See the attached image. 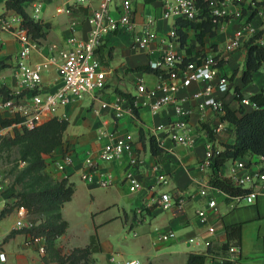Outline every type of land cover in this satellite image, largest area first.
<instances>
[{
	"label": "crops",
	"instance_id": "0c3cea01",
	"mask_svg": "<svg viewBox=\"0 0 264 264\" xmlns=\"http://www.w3.org/2000/svg\"><path fill=\"white\" fill-rule=\"evenodd\" d=\"M40 1L42 2L40 16L36 20L49 22V27L45 36L37 39L41 52L33 50L29 57L31 61L42 58L49 42H56L60 46L67 45V39L72 32L71 20H75L73 31L77 35L86 36L89 25L85 16L99 4V0H89L87 3L70 6L57 12L55 7L62 4V0ZM165 1L133 0L137 25H141L146 17L154 16L158 37L165 35L171 28L176 29V18L161 16ZM256 1L260 0H229L228 16L218 24L214 34L205 33L201 40L196 38L192 27H184L187 37L183 46L174 37H167L162 45L156 38L150 42L147 49L133 51L129 48V32L121 30L106 34L104 45L99 48L100 56L102 58L105 56L104 66L110 70L105 86L54 109V115L66 114L68 125L63 132L61 144L44 155L46 163L43 171L52 180L66 174L68 180L73 183L72 194L75 191L76 179H80L89 189L97 186L81 179L79 172L82 169L84 155L95 154L107 139L99 134V129H106L114 134L132 133L133 149L124 152L116 160L102 162L101 166L115 175L114 182L109 186H114L120 192L119 195L129 198L130 202L134 203L131 213L122 206V211L119 208L113 219L120 220L122 228L133 229L134 249L131 252L132 256L128 258H136L140 264H185L189 252L205 253V262L208 263L225 253L227 246L224 247V244L228 239L225 225L231 223H241L238 245L241 248L243 264H264V194L258 196L254 203L237 204L225 191L209 185L208 192L215 203L214 207H209L206 204L207 196L199 193V188L209 181L211 174V168H202L199 162L204 157L209 128L220 116L219 113L208 109L202 119L197 112L195 101L185 102L186 106L193 108L189 118L190 132L196 134V139L191 146L177 142L161 131L155 132L152 130L154 125L165 121L168 115H175L174 104L169 102L159 113L151 112L148 99L137 91L136 85L139 81L147 87L154 85L158 81L157 74L151 71L128 70L146 63L149 58L157 56L161 51H173L183 58L203 53L217 54L222 58L220 71L228 74L231 79L229 90L221 93L220 96L226 105L239 112L241 105L234 96V90L238 87L242 94L249 96L260 90L264 92V66L254 70L252 79L244 83L241 79L246 56L244 42L249 37L245 36L242 43L232 50L226 49L225 45L233 32L246 21L254 24L257 30L264 32V3L256 4ZM33 2L34 0L22 2L29 15L33 12ZM52 2L55 5L53 12L48 9L49 3ZM253 7L256 11L247 20ZM60 13L65 14L62 20L56 18ZM0 14L16 15L17 13L13 9L6 8L5 0H0ZM0 36L4 41L0 49V61L5 63V66L0 68V85L12 89L16 87L15 53L19 43L8 30L0 29ZM59 83L60 74L56 68L50 67L43 73L42 88L54 89ZM107 84L109 86H106ZM203 85V81H194L187 87L179 88L176 97L189 96ZM131 86L135 87V90L130 89ZM115 87L134 95L137 115L132 116L124 112L121 116L115 117L108 108L100 106L103 99L111 100L115 94H119L115 91ZM140 128L144 133L142 139L139 136ZM149 135L158 137V143L163 147L161 153L154 154L150 151ZM213 137L214 144L223 149L224 143L234 141L232 126L228 125ZM66 148L72 151L73 164L62 171L57 168L55 160ZM131 154L143 160L142 164L135 166V172L142 183L141 188L137 190L131 189L121 180L123 169ZM228 163L229 160H226L220 170L227 173ZM161 175L166 176L168 182L155 184L156 178ZM163 190L182 191L187 197L184 207L163 208L158 201L159 192ZM13 200L8 196L5 205L0 208V252L4 253V260L0 259V264H42L43 255L39 254L33 245L26 243L29 232L14 228L17 213L15 205H10ZM70 200L71 197L64 201L60 208L62 217L67 221L66 230L55 239V245L63 246L65 249L84 246L89 242L83 245L70 242L67 233L69 218L65 212ZM200 207L205 208V222H201L197 214V209ZM168 230H173L175 235L167 239L161 238L160 234ZM9 233L11 234L5 238ZM205 241H209V244ZM99 243L100 249L92 254L94 264H109L111 255L127 258L124 254L119 255L118 252L102 248L101 240ZM228 244L237 243L233 240Z\"/></svg>",
	"mask_w": 264,
	"mask_h": 264
},
{
	"label": "built area",
	"instance_id": "2783aa9c",
	"mask_svg": "<svg viewBox=\"0 0 264 264\" xmlns=\"http://www.w3.org/2000/svg\"><path fill=\"white\" fill-rule=\"evenodd\" d=\"M89 0H62V4L55 7L57 12L70 6H78L87 3ZM229 0H210V16L216 27L225 19L228 14ZM42 2L34 0L33 12L30 15L38 19ZM133 0H99V4L92 8L85 16L89 28L86 36L77 35L74 29L75 20H71V34L67 39V45L60 46L56 42L47 44L46 52L40 60H30L33 50L41 52L37 39L33 38L27 28L20 23L19 15L0 14V29L8 30L17 39L19 47L15 53V77L16 87L9 89L8 95L0 94V115L2 117H19V119L7 124H0V137L6 134H14L16 130L32 128L54 115V109L60 105L68 104L85 94H91L95 90L102 89L110 74V70L104 66L103 59L99 54V48L104 45V37L109 33H116L125 30L130 33L129 48L133 51L145 50L150 42L158 38L162 45L167 37L178 39L175 28H171L158 37L156 18L148 16L141 25H137L134 16ZM201 7L196 5L195 0H166L161 16L163 18L185 17L198 19ZM258 34L255 41L264 45V32L257 30V27L249 21L244 22L237 28L226 42V49L232 50L238 47L245 36L250 37ZM3 39L0 36V49L3 46ZM221 56L214 53H203L195 58L185 60L181 55L173 51H161L146 62L150 67L158 69V81L147 87L139 81L136 85L138 92H141L148 99V106L151 112L159 113L165 105L173 102L175 115H166L165 121H160L152 127L153 131H161L169 135L175 141L191 146L194 144L196 134L190 132V113L193 108L186 106V101H195V106L200 117L206 116L208 109L218 112L220 116L211 124L209 130L212 137L208 138L205 147L204 157L199 162L200 167L211 168L213 159L220 153L221 148L213 142V135L226 129L232 123L222 117L225 113V103L220 96L230 88V77L220 71ZM54 67L59 71L60 83L54 89L42 88L43 73ZM194 81H203L204 85L192 92L189 96L176 97L179 88L187 87ZM234 96L239 104L246 110L258 106L257 102L249 95L234 90ZM134 105V102H133ZM101 107H106L115 117L127 112L135 116L130 100L121 94L103 99ZM135 106V105H134ZM67 118L65 113L57 116ZM101 136L107 139L101 144L95 154L87 153L82 160L80 178L97 186L107 187L114 182L115 175L103 169L101 163L118 159L124 152L133 149L134 137L131 132L116 133L108 132L106 129H99ZM158 140V137H156ZM227 173L218 170L220 175L226 176L249 190L245 194H227L237 204L254 203L258 196L264 194V155L249 154L245 157L229 158ZM143 160L131 154L125 165L121 180L131 189H140L142 183L135 172V166L142 164ZM226 162V161H225ZM58 169L65 171L73 164L72 151L64 149L61 155L55 160ZM66 176V174L64 175ZM63 176V177H64ZM168 178L164 175L158 176L155 184H164ZM210 182H206L199 188L201 195L207 196L206 204L214 207L215 203L210 197L208 188ZM5 187L0 177V208L7 200ZM209 196V197H208ZM158 201L163 208L174 207L182 209L187 201L182 191L163 190L159 192ZM17 218L14 228L28 231L40 221L30 216L26 206L20 204L15 206ZM201 222H205V208L197 209ZM26 243L35 247L39 254L46 252L45 236L33 234L28 231ZM175 232L168 230L160 234V237L167 239L173 237ZM209 244V241H205ZM0 259L4 260V253L0 252ZM109 264H140L136 258H117L115 255L109 257ZM205 264H243L241 248L238 244H228L225 253L220 254Z\"/></svg>",
	"mask_w": 264,
	"mask_h": 264
},
{
	"label": "trees",
	"instance_id": "16d2710c",
	"mask_svg": "<svg viewBox=\"0 0 264 264\" xmlns=\"http://www.w3.org/2000/svg\"><path fill=\"white\" fill-rule=\"evenodd\" d=\"M24 0H5L6 8L13 9L20 17L21 25L25 26L33 38L39 39L45 36L46 30L49 27V22L33 19L25 10L22 2ZM151 2L153 0H144ZM196 5L201 7V13L198 19H189L185 17L176 18V32L178 40L183 46L186 42L187 32L184 27H192L195 30V36L201 40L205 33L210 35L215 33L216 24L212 21L210 16V0H195ZM264 0L256 1V4H262ZM256 8L253 7L251 15L255 13ZM258 34L250 36L245 42L246 56L245 66L241 74V79L244 83L252 79L253 71L264 66V45L255 41ZM195 56L184 58L185 60L193 59ZM5 66L3 61H0V68ZM128 70H143L151 71L156 74L158 69L152 68L149 64L144 63L137 65ZM239 91V88L236 87ZM9 89L4 85H0V94L8 95ZM115 91L130 100L133 106L134 114L137 115V109L133 105L134 95L115 87ZM258 106L255 108L244 109L242 106L236 112L235 109L224 105L225 113L222 117L227 118L232 123L234 132V141L231 143H224L223 149L213 159L211 163V174L209 182L227 194H245L249 190L247 187H242L237 182L229 177L220 175L218 170L229 158L245 157L249 154H263L264 155V92L257 91L250 95ZM19 119V117H2L0 115V124H7ZM68 125L67 118H59L52 116L44 122L32 127L24 128L21 131L16 130L12 137H7L12 142L24 143L26 154H32V159L26 166L27 171H32L35 179H41L42 185L37 187H25L18 190L16 193L5 191L6 197H11L13 205H24L27 207L29 214L34 219H40L37 225L28 229L33 234H42L45 236L46 251L52 250L55 253L54 264H94L93 252L100 249V243L96 233L90 235L89 242L84 246H74L67 253H62L55 246V239L62 234L67 227V221L62 217L60 208L64 201L70 199L73 192V183L68 180L66 176L52 180L48 174L43 171L45 166L44 155L50 153L56 146L61 144L62 135ZM143 130L139 129V136L143 138ZM209 137L212 134L209 130ZM149 149L154 154H159L163 151V147L158 143L154 135H149ZM9 208V207H8ZM44 217L42 219V217ZM227 232V241L224 247L230 241L235 240L239 244L241 223H231L225 225ZM11 233L6 235L7 238ZM206 254L199 252H189L185 264H205Z\"/></svg>",
	"mask_w": 264,
	"mask_h": 264
},
{
	"label": "rangeland",
	"instance_id": "374dc122",
	"mask_svg": "<svg viewBox=\"0 0 264 264\" xmlns=\"http://www.w3.org/2000/svg\"><path fill=\"white\" fill-rule=\"evenodd\" d=\"M54 6L53 2L49 3L48 9L53 12ZM64 17V13L56 15L58 20ZM130 89L135 90V87L131 86ZM12 136L13 134H6L0 137V177L5 190L16 193L25 187L42 185L44 181L35 179L36 174L26 170L32 154H26L24 143L8 140L7 137ZM119 194L114 186H93L89 189L80 179H76L75 191L65 208L69 218L67 233L70 242L83 245L89 241L91 234L96 233L102 248L118 252L119 255L124 254L127 258L131 257L134 249L133 229L122 228L121 221L113 219V216L118 213L119 208L122 211V206L131 213L134 203ZM55 246L62 253L70 250L60 245ZM55 258V253L47 250L42 256V264H54Z\"/></svg>",
	"mask_w": 264,
	"mask_h": 264
}]
</instances>
